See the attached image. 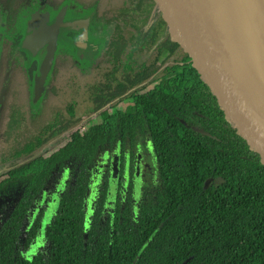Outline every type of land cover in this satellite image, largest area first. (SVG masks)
<instances>
[{
    "label": "flooded vegetation",
    "instance_id": "af4514ba",
    "mask_svg": "<svg viewBox=\"0 0 264 264\" xmlns=\"http://www.w3.org/2000/svg\"><path fill=\"white\" fill-rule=\"evenodd\" d=\"M26 1H22V10ZM66 2L62 1L53 5L45 0L46 10L36 8L29 13V16L35 11L48 13L49 23L61 14L63 27L49 76L52 73L55 75L56 54L63 51L66 53V59L59 56L61 65L59 61L58 65L61 68L66 66V70L71 68V72L68 70L70 73H68V84L65 87L81 88V85L76 84L83 76L80 62L88 61L91 67L88 72L92 84L89 85L87 92V104L91 105L88 98L92 92L95 95V101L100 102L97 97L104 92L107 99L101 108L95 109L96 106L91 105L88 110L92 113L87 118L97 123L106 114L110 122L106 129L105 141L97 148L87 164H83L81 160L76 161L74 157L64 160L54 167L46 181L44 179L42 187L34 195L29 196L23 182L18 181L15 174L16 159L3 158L12 153V149H15L19 141L24 138L32 139L41 132L45 139V125L54 121L53 115L60 113L59 117H69L65 110L68 104L64 108L65 116H62V108L58 110L56 107H47L45 109V104L38 113H34L45 91L44 82V90L38 101L34 104L32 97L30 98L33 111L29 116H21L14 112L8 115V123L1 131L4 135V139L1 140L2 145L0 143V181L4 182V185L0 187V232L2 235L5 230H14L13 260H31L36 256L45 259L50 248L46 230L50 222L57 217V210L63 197L71 193L72 187L76 188L80 177H83L82 182L85 184L84 194H81V208L84 214L81 222L85 241L96 216H98V228L94 230L96 232L109 228L113 233L115 227L117 228L115 224L123 231L129 229L135 231L141 209L154 203L158 193L164 189L165 181L156 138L160 129L168 134V141L173 145H176V140L175 134L171 133L172 120H178L186 128L192 130L195 128L194 130L208 138H214L208 130L209 120L215 128L213 121L205 109L197 103L196 98L195 102L203 109L204 114L193 108L190 101L185 99L182 102L186 104L185 107L173 106L171 111L163 108L169 114V118L167 117L164 121L165 128L147 117L146 99L154 110L151 115L155 116L162 103L168 100L172 103L174 100L167 90H157L162 81L175 77L179 70H183L184 74L185 71L180 57L174 50L170 53L167 49H159L160 45L167 41L165 33L164 31L156 33L158 21L152 13L145 19L142 0H125L122 7L115 9L117 15L113 10L101 18L98 14L85 10L77 4L73 5V2ZM0 6L2 7H0L1 15L6 23H9L13 16L16 18L12 22V28L7 29L8 32L5 33L10 35L9 38L5 37L12 41V45H8L7 49L9 54L11 48L9 62L11 64L16 61L18 65L23 66L33 82L37 73L38 60L21 48L29 17L25 19L26 21L24 20L25 24L21 29L19 28V31L15 23L17 19L23 20L22 10L11 16L12 9L5 0H0ZM71 22H77L76 29L64 26ZM6 23L2 25L0 22L3 27ZM83 35L85 39L81 40ZM19 36L21 38L17 40ZM69 47L73 51H70ZM1 48L0 55L4 51V48ZM63 62L65 64H62ZM49 76L46 80L51 79ZM152 92L154 94L151 95ZM188 93H190L189 90ZM48 109L50 114L45 117ZM80 112H82L81 109L78 113ZM51 116H53L52 119H50ZM75 116H77L76 113ZM82 127L83 125L79 123L73 128L78 133ZM215 130L219 131L216 128ZM58 145L51 150L57 149ZM41 150L43 152L45 148ZM112 180L113 185H111ZM214 182L213 179L209 187ZM52 184L53 186L61 185L62 188H53L49 192L48 189ZM97 209L98 212H96ZM9 222L11 223L7 225ZM95 241L96 239H93L92 243L94 244Z\"/></svg>",
    "mask_w": 264,
    "mask_h": 264
},
{
    "label": "trees",
    "instance_id": "16d2710c",
    "mask_svg": "<svg viewBox=\"0 0 264 264\" xmlns=\"http://www.w3.org/2000/svg\"><path fill=\"white\" fill-rule=\"evenodd\" d=\"M22 1L5 0L12 9L11 16L22 10ZM142 1L147 19L150 8ZM163 31L157 23L156 33ZM159 49L173 53L167 41ZM159 87L157 90H167L174 98L172 103L169 100L162 103L155 116L151 115L154 110L146 99V115L160 127L165 128L164 121L169 118L163 108L185 107L182 103L185 99L204 114L195 102L196 92L183 70L175 77L163 80ZM92 93L89 103L96 106L95 109L103 107L107 99L105 92L97 97L100 102L95 101ZM65 110L68 118L59 117L58 113L53 115V122L45 125V139L41 132L32 139L24 138L3 158L16 159L15 174L29 196L42 187L56 165L72 157L87 164L105 141L110 122L106 114L97 123L89 119L85 130L77 133L73 127L81 122V117L75 116L70 104ZM171 124L176 145L168 141V134L161 129L156 135L164 189L154 203L141 209L135 231H123L115 224L117 228L113 233L109 228L96 232V216L85 241L81 222L85 184L80 177L76 188L72 187L71 193L63 197L57 217L46 230L50 248L45 259L36 256L31 260H13L15 234L13 236L14 230L8 229L2 235L0 232V264H132L153 232L155 235L140 253L136 264H181L188 258L187 264H264V171L216 131L211 120L208 130L214 138L206 137L195 128L194 131L186 128L178 120H172ZM61 135L66 136V142L60 146ZM51 142H56L58 148L42 152L43 146ZM210 177L222 182H214L203 189V183ZM3 185L0 181V187ZM92 238L96 239L94 244Z\"/></svg>",
    "mask_w": 264,
    "mask_h": 264
},
{
    "label": "water",
    "instance_id": "95a60500",
    "mask_svg": "<svg viewBox=\"0 0 264 264\" xmlns=\"http://www.w3.org/2000/svg\"><path fill=\"white\" fill-rule=\"evenodd\" d=\"M145 1L164 30L168 45L180 57L196 90L197 103L224 138L264 171V86L253 64L256 58H264V34L258 22L263 17L255 11L264 6V0ZM62 24L61 14L49 23L48 13L39 11L26 22L21 48L38 60L31 91L34 104L51 71ZM76 25L71 22L64 26L76 29ZM84 39L85 35L81 37ZM212 181L207 179L203 189ZM154 235L155 232L132 264H136ZM189 261L190 258L181 264Z\"/></svg>",
    "mask_w": 264,
    "mask_h": 264
},
{
    "label": "rangeland",
    "instance_id": "374dc122",
    "mask_svg": "<svg viewBox=\"0 0 264 264\" xmlns=\"http://www.w3.org/2000/svg\"><path fill=\"white\" fill-rule=\"evenodd\" d=\"M62 1L67 2H73L74 4H77L84 8L85 10H88L90 12H93L94 14H98V17H104L106 14H108L111 11H115L114 13L117 15L115 9H119L125 4V0H48V2L52 3L53 5L59 4ZM129 1V0H128ZM66 2V3H67ZM1 7V6H0ZM2 8V7H1ZM4 8V7H3ZM46 10L47 6H45V0H27L25 7L23 6L22 10V19H17L15 23V27L17 29H21L23 24H25V21L29 17V13L36 10ZM5 10V8L3 9ZM56 11V10H55ZM9 14V12H7ZM5 14V13H4ZM15 16L11 18V21L9 23H6L3 20V16L1 15L0 11V22L6 23V26L3 27L0 24V48L1 49H8V45H12V41L8 40L7 38L10 37V35L5 34L8 31L7 29L12 28V22L15 20ZM26 19V20H25ZM25 20V21H24ZM19 29V31H20ZM108 30V29H107ZM7 38H6V37ZM6 39V40H5ZM70 51H73L71 47ZM133 47H131L132 49ZM7 49H5L0 55V143L2 145V139L4 135L1 134L2 128H4L8 123V115L11 112H14L16 114H19L21 116L28 115L32 113V105H31V91H32V85L33 82H31V79L29 78V74L26 71V69L23 66L18 65V63L12 62L10 64L9 60L11 58V48L9 50V54ZM58 54V56H57ZM56 54V73L50 74L51 79H47L45 81V91L42 94V97L40 98V101L37 103V107L34 113H38L40 108L45 104V109L47 107L49 108H62V116H65L64 108H66L67 104L73 105V110L77 114V116L81 117V124L83 125V128L88 126L89 118L91 116L92 111L87 109V97H88V91H89V85L92 84V80L89 77V70L91 69L90 64L88 61H82L80 62V66L83 70V76L81 77L80 81H77L76 84L81 85L80 87H72V88H66L65 86L68 84V73L71 72V68L66 70V66L64 68H61L58 65H61V60L58 58L60 56L63 57V59H66V53L63 51H60V53ZM146 55V53H145ZM8 57V58H7ZM261 63L264 67V58H260ZM62 64H65L64 62ZM70 70V72L68 71ZM43 99V100H41ZM43 101V102H42ZM81 109L82 112L80 114L78 111ZM87 110V111H86ZM50 114V109L46 111L45 117H48ZM53 116L50 117L52 119ZM40 122V120H38ZM38 122V123H39ZM95 122V121H94ZM72 136V134L70 135ZM66 136L61 135L59 137V145H62L66 142ZM56 142H51L47 146H45V151L52 149L53 147H56ZM43 148V149H44ZM63 185V184H62ZM53 188L61 189V185L52 186L48 189L49 192Z\"/></svg>",
    "mask_w": 264,
    "mask_h": 264
},
{
    "label": "bare ground",
    "instance_id": "6f19581e",
    "mask_svg": "<svg viewBox=\"0 0 264 264\" xmlns=\"http://www.w3.org/2000/svg\"><path fill=\"white\" fill-rule=\"evenodd\" d=\"M254 70L256 72V74L259 76V80L261 82V84L264 86V67L261 63V59L260 58H256L254 60Z\"/></svg>",
    "mask_w": 264,
    "mask_h": 264
},
{
    "label": "crops",
    "instance_id": "0c3cea01",
    "mask_svg": "<svg viewBox=\"0 0 264 264\" xmlns=\"http://www.w3.org/2000/svg\"><path fill=\"white\" fill-rule=\"evenodd\" d=\"M257 10H260V11L258 12ZM255 11H256L257 15H259L260 18L263 17L258 22H259V27H260L259 30H261V32L264 34V6L256 7Z\"/></svg>",
    "mask_w": 264,
    "mask_h": 264
},
{
    "label": "built area",
    "instance_id": "2783aa9c",
    "mask_svg": "<svg viewBox=\"0 0 264 264\" xmlns=\"http://www.w3.org/2000/svg\"><path fill=\"white\" fill-rule=\"evenodd\" d=\"M85 130V128L82 127V129L78 130V133H82Z\"/></svg>",
    "mask_w": 264,
    "mask_h": 264
}]
</instances>
